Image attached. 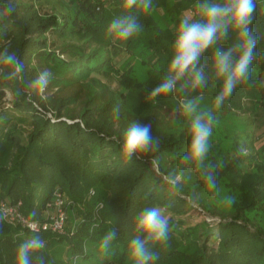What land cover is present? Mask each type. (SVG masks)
Instances as JSON below:
<instances>
[{
	"label": "trees",
	"instance_id": "1",
	"mask_svg": "<svg viewBox=\"0 0 264 264\" xmlns=\"http://www.w3.org/2000/svg\"><path fill=\"white\" fill-rule=\"evenodd\" d=\"M42 1L47 0H14L16 12L0 22V50L8 47L19 54L26 80L43 69L52 73L48 88L34 92L31 101L16 95L23 87L19 81L0 82V199L20 201L25 217L33 219L30 213L35 211L34 219L40 220L59 188L73 203L74 218L83 220L64 234L39 235L47 241L46 248L53 241L67 243L66 263L89 260L87 241L100 249L102 236L112 227L117 238L108 253L120 264L132 263L128 243L137 235L135 217L143 207H161L169 214L171 232L168 245L155 249L159 258L154 264H264V225L256 220L264 217V153L254 152L252 136L243 142L238 136L226 137L230 144L225 148L211 144L206 163L215 167L219 195L206 189L197 171L196 181L194 171L185 172L181 194L171 191L167 182L169 173L179 170V158L189 143V118L166 122L161 117L164 108L181 109L179 94L146 98L171 58V26H177L196 0H153L149 12L139 13L142 31L115 43L106 30L123 14L122 0H55L51 13L40 11ZM256 4L251 27L261 39L251 79L237 86L221 108L224 112L264 114V0ZM55 40L61 42L58 47ZM136 47L155 57L145 81L114 64V56ZM210 56L211 50L202 63L210 65ZM206 71L211 74L210 67ZM99 76H114L123 90H111ZM70 86L75 91L63 93ZM220 87L221 82L210 79L207 88L191 97L213 102ZM53 88L58 92L51 93ZM77 103L74 113L71 106ZM117 105L119 118L113 113ZM135 121L151 124L159 150L128 162L114 158L124 131ZM225 195L235 197L234 203L225 205ZM195 202L205 212L227 215V220L215 226L206 221L187 226L184 219L196 211ZM32 234L0 224V264H14L17 246ZM41 254L46 264L65 263L53 260L46 249Z\"/></svg>",
	"mask_w": 264,
	"mask_h": 264
},
{
	"label": "clouds",
	"instance_id": "2",
	"mask_svg": "<svg viewBox=\"0 0 264 264\" xmlns=\"http://www.w3.org/2000/svg\"><path fill=\"white\" fill-rule=\"evenodd\" d=\"M121 7L123 14L114 17L106 30L114 43L127 41L142 31L139 13L149 12L153 8V0H122ZM256 8V0H196L193 9L181 15L175 28L171 58L165 73L146 99L155 101L158 97L179 94L181 109L189 118V143L179 158V170L168 175L169 188L176 194L183 192L185 172L194 169L200 174L206 189L219 195L215 167L206 163L216 123L215 112L224 106L238 85L249 83L251 79L252 65L257 58L256 49L261 39L251 27ZM15 12L14 0L0 2V22ZM229 40L232 42L228 43ZM225 43H228L227 47L223 46ZM209 50L210 65H205L202 58ZM261 58H264V54H261ZM206 67H210L211 74ZM51 79V71L43 69L33 79L26 80L25 64L19 54L8 47L0 50V82L19 81L23 87L17 89V96L31 101L32 94L46 90ZM210 79L221 82L220 91L213 98L212 108L202 109L200 100L203 97H191V94L207 88ZM260 83L264 85V81ZM113 113L119 118V105L113 108ZM159 147V139L151 134V124L135 121L124 131L114 158L125 162L141 159L144 154L158 151ZM234 200L233 196L223 197L225 205H231ZM36 215L35 211L30 213L33 223L36 222ZM7 218V208L0 206V224ZM134 231L137 235L128 243L132 264H154L159 258L155 249L158 246L166 247L170 238L171 228L165 209L141 208L135 217ZM116 238V230L112 227L102 236L100 249L108 253ZM46 245L47 241L34 232L17 246L14 264H46L41 254Z\"/></svg>",
	"mask_w": 264,
	"mask_h": 264
},
{
	"label": "rangeland",
	"instance_id": "3",
	"mask_svg": "<svg viewBox=\"0 0 264 264\" xmlns=\"http://www.w3.org/2000/svg\"><path fill=\"white\" fill-rule=\"evenodd\" d=\"M55 0L42 1L39 9L42 13H51L57 7ZM184 14V13H183ZM175 30V26H171ZM61 44L60 41L55 40V45L58 47ZM114 64L116 68L120 71H129V74L132 78L137 79L138 81H145L147 79L148 70L150 65L155 60V57L150 55L148 52L140 51L138 47L132 49V52L122 50L117 56H114ZM103 82H105L111 90H123L117 82V79L114 76L109 77L108 79L103 76H99ZM75 91V86H70L66 89H63V93L71 94ZM51 93L58 92L57 88H53ZM182 101H180L181 106ZM2 107L5 106V103H2ZM79 103L73 104L71 110L76 113L79 108ZM212 102L207 99L202 98L200 100V107L202 109L212 108ZM161 117L166 121L170 122L179 117H187L182 109L176 110L174 108H164L161 112ZM216 123L213 126L212 136L210 138V144L220 143L223 148L228 147L230 140L234 136H238L241 142L246 141L251 138L253 142L254 152L264 153V114L260 111L251 112H224L221 108L215 112ZM228 137L229 139H227ZM156 168V166H155ZM192 180L196 181L198 174L196 170H192ZM194 174V175H193ZM69 204L66 208L67 211V222L65 225L66 230H75V226L83 220L82 216H76L74 218L71 212V206L73 203L68 201ZM196 208V211L192 212L191 215L184 219L186 225H196L202 221L215 226L219 222H225L227 220V215H218L205 212L201 206L196 202L193 203ZM167 217L169 214L165 213ZM259 220V225H264V217L261 216ZM256 226V225H255ZM184 227L177 228V232H182ZM216 246V244L214 245ZM46 251L52 256L53 260L57 262H65L64 264H120L118 259H114L110 256V253H104L101 249L97 248L95 244L91 241L86 243V253L90 255L89 260H82L80 258L75 259V262L66 263V249L67 243L65 241H53V244L47 248ZM122 264H132L124 262Z\"/></svg>",
	"mask_w": 264,
	"mask_h": 264
},
{
	"label": "built area",
	"instance_id": "4",
	"mask_svg": "<svg viewBox=\"0 0 264 264\" xmlns=\"http://www.w3.org/2000/svg\"><path fill=\"white\" fill-rule=\"evenodd\" d=\"M69 202L59 188H56L50 200L46 203L43 215L40 220H35L25 217L21 211V202L9 203L4 199H0V206L7 208L8 218L4 222L19 231H27L30 233L51 232L64 234L65 225L67 222L66 208Z\"/></svg>",
	"mask_w": 264,
	"mask_h": 264
}]
</instances>
